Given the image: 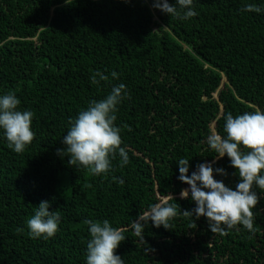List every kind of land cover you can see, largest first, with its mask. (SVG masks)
Instances as JSON below:
<instances>
[{"label": "trees", "instance_id": "16d2710c", "mask_svg": "<svg viewBox=\"0 0 264 264\" xmlns=\"http://www.w3.org/2000/svg\"><path fill=\"white\" fill-rule=\"evenodd\" d=\"M174 3L175 0H170ZM264 0H194L198 15L170 17L153 0H0V92L14 90L35 116V137L17 153L0 131V264H86L88 219H108L127 237L116 250L126 264H264V189L254 232L243 225L212 232L188 217L178 160L202 162L233 188L239 175L216 158L207 137L226 135L224 117L264 109ZM99 70L109 76L91 82ZM116 72L118 79L111 76ZM129 95L118 106L130 162L117 154L107 175L57 154L72 120L113 83ZM119 178L124 182L120 183ZM43 200L59 212L58 232L29 235L27 220ZM177 205L170 228L149 221L145 241L131 221L152 204Z\"/></svg>", "mask_w": 264, "mask_h": 264}, {"label": "clouds", "instance_id": "9594fccd", "mask_svg": "<svg viewBox=\"0 0 264 264\" xmlns=\"http://www.w3.org/2000/svg\"><path fill=\"white\" fill-rule=\"evenodd\" d=\"M194 0H153V7L170 17L189 19L198 15ZM245 11L264 12V6L249 2ZM111 76L118 79L116 72ZM109 76L99 70L91 75L95 85H101ZM129 95L124 83H113L104 98L93 99L81 109L72 120L67 133L63 136V147L57 149L62 158L67 153L68 163L77 167L89 168L95 175H107L113 168L117 154L123 167L130 162L127 145L123 144L121 128L116 124L118 106ZM21 100L14 90L0 92V131L8 145L17 153L23 152L35 137L32 128L35 113L31 109H21ZM226 135L212 132L207 137L211 149L218 154L216 158L227 156L236 169L240 179L233 188L216 175L226 176L222 167H213L212 162H202L196 170L190 171V159L178 160V179L189 188L181 191V197L195 202L191 211L184 210L188 217H206L212 232L224 233L236 225H243L254 232L253 209L260 195L254 186L264 189V109L245 111L234 115L228 112L224 117ZM119 179V178H115ZM120 183L124 181L119 179ZM51 201L43 200L34 214L27 220L29 235L34 238L48 239L59 230V212L50 210ZM178 215L177 205L163 201L152 204L147 211L139 213L131 221L135 235L145 241L144 228L151 221L156 227L170 228V221ZM90 239L87 242L86 264H126L125 259L116 251L127 237L124 230L114 227L108 219L85 221Z\"/></svg>", "mask_w": 264, "mask_h": 264}]
</instances>
